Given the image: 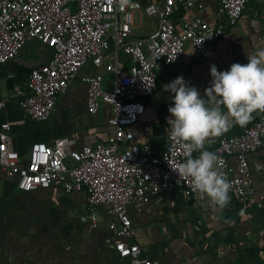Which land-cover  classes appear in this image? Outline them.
<instances>
[{
    "label": "built area",
    "instance_id": "built-area-1",
    "mask_svg": "<svg viewBox=\"0 0 264 264\" xmlns=\"http://www.w3.org/2000/svg\"><path fill=\"white\" fill-rule=\"evenodd\" d=\"M249 1L217 0L220 20L212 24L203 17L201 0H132V6H121L120 0H0V65L30 40L53 52L47 62L31 69L25 87L16 88L20 107L29 118L50 119L58 98L86 63L96 67L105 63L112 73L110 85L101 73L83 76L88 112L98 113L103 103L110 106V131L103 139L78 146L75 137L61 135L52 142H32L22 156L12 144V124L5 121L0 124V179L23 191L53 185L68 193L85 191L82 222L93 229L107 218L113 247L121 256L130 257L131 264H162L141 256L128 207L149 202L162 191L181 189L188 199L198 196L190 181L172 170L188 157L170 138V113L163 118L168 143L162 151L133 143V125L145 121L144 129H150L145 99L157 87L160 66L182 61L187 43L204 54L227 27L237 23ZM258 1L253 16L262 23L264 34V0ZM192 8L197 14L188 18ZM122 56L129 57V66ZM5 104L1 98L0 109ZM263 145L264 112L240 132L223 135L213 151L232 184L230 197L255 195L259 209L264 208V192L253 187L249 155Z\"/></svg>",
    "mask_w": 264,
    "mask_h": 264
},
{
    "label": "crops",
    "instance_id": "crops-1",
    "mask_svg": "<svg viewBox=\"0 0 264 264\" xmlns=\"http://www.w3.org/2000/svg\"><path fill=\"white\" fill-rule=\"evenodd\" d=\"M203 17L215 24L220 20L217 0H201ZM258 0H250L236 24L210 43L204 54H198L190 43L182 61L161 65L154 93L145 99L148 109L145 121L133 125V143L148 144L162 151L167 143L164 115L172 105L173 94L163 85L183 76L204 96L210 85V66L218 71L229 70L233 63L247 64V54L264 48L262 23L253 16ZM197 14L190 9L186 16ZM150 21L154 24L157 19ZM147 27L142 31L146 33ZM245 46V47H244ZM52 49L38 40L28 41L18 54L0 65V99L6 104L0 109V124L11 122L12 144L25 156L34 141L52 142L58 136L71 135L77 145L103 139L110 131L107 122L110 106L103 103L98 113L86 107V74L101 73L105 84L112 82V73L105 63L99 67L86 63L61 95L47 121L29 118L20 107L16 88L27 85L31 69L47 62ZM122 60L130 65L129 57ZM226 111V109H225ZM262 112H254L255 121ZM234 125L223 135L240 132ZM206 143L205 150L214 151L223 136ZM199 155V153H197ZM231 162H235L232 158ZM253 187L264 192V145L249 155ZM256 196L230 197L223 209L204 206L199 198H186L181 189L162 191L149 202L130 205L128 213L137 228V240L142 257L162 264H263L264 208L256 206ZM86 206V192H66L60 186L23 191L12 182L0 179V261L3 264H131L130 257L121 256L113 247L114 235L107 218L95 228L82 222L80 215Z\"/></svg>",
    "mask_w": 264,
    "mask_h": 264
},
{
    "label": "clouds",
    "instance_id": "clouds-1",
    "mask_svg": "<svg viewBox=\"0 0 264 264\" xmlns=\"http://www.w3.org/2000/svg\"><path fill=\"white\" fill-rule=\"evenodd\" d=\"M120 3L132 6V0ZM245 52L247 64L233 63L226 71L210 66L212 79L203 97L183 76L163 85L164 91L173 94V106L168 108L170 138L188 157L172 170L188 179L202 204L214 210H223L229 204L232 184L220 170L222 159L205 150L206 143L234 125L247 126L254 112H264V48L249 55L245 47Z\"/></svg>",
    "mask_w": 264,
    "mask_h": 264
},
{
    "label": "rangeland",
    "instance_id": "rangeland-1",
    "mask_svg": "<svg viewBox=\"0 0 264 264\" xmlns=\"http://www.w3.org/2000/svg\"><path fill=\"white\" fill-rule=\"evenodd\" d=\"M135 14H137V13H135ZM136 24H138V21L136 20Z\"/></svg>",
    "mask_w": 264,
    "mask_h": 264
},
{
    "label": "trees",
    "instance_id": "trees-1",
    "mask_svg": "<svg viewBox=\"0 0 264 264\" xmlns=\"http://www.w3.org/2000/svg\"><path fill=\"white\" fill-rule=\"evenodd\" d=\"M197 154V153H196Z\"/></svg>",
    "mask_w": 264,
    "mask_h": 264
}]
</instances>
